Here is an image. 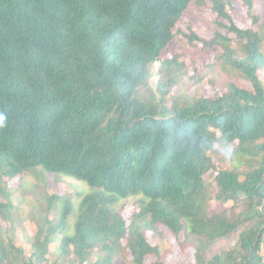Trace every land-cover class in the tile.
Here are the masks:
<instances>
[{
    "label": "trees",
    "instance_id": "16d2710c",
    "mask_svg": "<svg viewBox=\"0 0 264 264\" xmlns=\"http://www.w3.org/2000/svg\"><path fill=\"white\" fill-rule=\"evenodd\" d=\"M246 2L0 0V264H165L158 225L186 264H264V20ZM192 12L185 39L231 79L208 96L175 94L190 72L165 54ZM64 178L87 184L78 210Z\"/></svg>",
    "mask_w": 264,
    "mask_h": 264
},
{
    "label": "rangeland",
    "instance_id": "374dc122",
    "mask_svg": "<svg viewBox=\"0 0 264 264\" xmlns=\"http://www.w3.org/2000/svg\"><path fill=\"white\" fill-rule=\"evenodd\" d=\"M232 1H236V0H232ZM237 1L241 3V5L247 4L246 0H237ZM251 11L254 14H258L259 16H261L262 19L264 20V16L256 12L254 8H252ZM192 14L190 13L186 14V16L183 18L181 23L178 24V28L181 30L183 35L179 36V41H178V37L174 41L172 40V42L167 46V51L165 54L166 56H171L173 54L179 56L181 62H183L186 65L187 69L190 72L189 77L196 75L194 77L195 80L198 77H201V80L199 81L198 84H196L195 81H189L188 76L184 77L182 79V82L176 88H174L175 94L179 92L180 95L189 94L190 96H198V95L208 96L211 95V93L213 92L212 87L209 84L212 83L216 85V87L218 88L219 85L227 82L228 80L227 81L224 80V76H223L224 72L220 70V63H218V61L211 60L210 64H215V65L212 68L207 67L206 65L209 64V60L207 57L202 56L203 52L201 51L200 47L192 45L185 39L184 33L189 32L188 31L189 28L186 26L187 21L192 20L194 22V14L193 15ZM239 14H245V11L243 9L237 8L234 15L238 16ZM202 16L203 18H198V17L196 18L197 24L195 25L196 28L194 29V32L196 34L198 33L197 36L199 38L207 40L208 37H211L212 34L214 33V28L222 31L221 28L214 23L216 19L213 14H209V15L202 14ZM245 22L248 23L249 26L251 20L246 17ZM260 23H262V20H260ZM192 26H194V24L191 25V27ZM200 58H202L203 61L206 63L205 66H203L202 68L198 67L199 65H204L198 63L200 61ZM157 68L158 66H155L153 68L155 72ZM195 69H198L197 70L198 72L194 74ZM259 75L262 76L264 83V68L259 72ZM157 79L158 77H152L150 79V83L154 84L157 81ZM209 79H211L210 82H207V80ZM11 185L17 186L18 180L17 179L12 180ZM67 187L68 186L66 182H64L63 184H61L59 189H63ZM147 239L152 246H156L157 249L159 248L160 256L165 264H186L187 260L190 258L192 254V252L187 253L184 250V248L183 251L182 245H178L176 239L162 225H158L155 230H151L150 232H148ZM154 261H156L155 258H149L146 260V264H150V262H154Z\"/></svg>",
    "mask_w": 264,
    "mask_h": 264
},
{
    "label": "clouds",
    "instance_id": "9594fccd",
    "mask_svg": "<svg viewBox=\"0 0 264 264\" xmlns=\"http://www.w3.org/2000/svg\"><path fill=\"white\" fill-rule=\"evenodd\" d=\"M262 4V0H256V2L254 3V10L256 12H258L259 14H264V11H262L260 9V5ZM253 13V12H252ZM251 13V14H252ZM251 14L247 17L248 19H250L251 21H253L252 17H251ZM247 20V19H246ZM259 24L260 23V20H259ZM257 25V24H256ZM255 25V26H256ZM217 31H219L218 29H216ZM234 46L235 43H233ZM155 66H158V63H155ZM157 72V70H156ZM4 117L2 115H0V126L3 125L4 123ZM17 179L19 181L20 177H16L14 178L13 180ZM64 182H66L65 178H64ZM67 184V183H66ZM71 185V187H70ZM18 186V185H17ZM67 188H64L65 190L68 191V196H70L71 200H69L70 202V206H71V209L74 210V209H77L79 208V206L81 205L82 201H83V198H84V195L86 194L87 192V184L85 181H74L73 179L67 184ZM59 188V187H58ZM132 200L129 201V203L127 202L126 204L128 205L127 206V209H126V212L127 213H131L133 214L134 212H138L139 211V208L137 207L136 204H134V209H131V205L132 203H134L135 199L134 198H131ZM132 201V202H131ZM131 202V203H130ZM165 227V226H164ZM167 229V228H165ZM168 230V229H167ZM169 231V230H168ZM172 235V234H171ZM173 236V235H172ZM174 237V236H173ZM175 238V237H174ZM150 243V242H149ZM178 243V242H177ZM151 245V244H150ZM179 245V244H178ZM152 246V245H151ZM152 247H156V246H152Z\"/></svg>",
    "mask_w": 264,
    "mask_h": 264
}]
</instances>
